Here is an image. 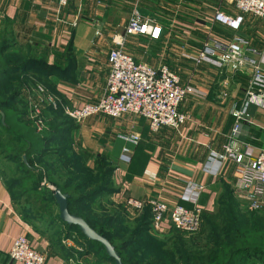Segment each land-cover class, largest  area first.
Masks as SVG:
<instances>
[{"label":"crops","instance_id":"obj_1","mask_svg":"<svg viewBox=\"0 0 264 264\" xmlns=\"http://www.w3.org/2000/svg\"><path fill=\"white\" fill-rule=\"evenodd\" d=\"M164 1L167 7L175 1L184 3ZM183 1L186 5H182L179 15L159 16L148 12L146 5H153L155 12L158 4H166L162 0H70L64 9H58L56 0H0V27L10 25L15 37L21 38L27 31V38L33 43H40L45 37L50 66L56 64L54 55L62 57V65L57 64V72L48 78L62 107L71 110L94 104L102 96L107 55L113 48L114 36L125 37L123 52L136 63L151 68L166 66L178 76L182 86L196 91L198 96H187L178 108L187 121L177 130L161 128L152 134L144 119L131 115L118 119L98 115L69 125L66 145L71 152L81 153L89 160L94 157L87 160L92 166L102 164L100 159L108 162L112 190L109 200L114 204L128 198H157L168 207L190 208L181 200L187 182L204 188L198 200L202 213L216 211L226 194L229 200L240 204L233 194L232 159L220 163L211 155L223 154L227 146L233 155H241L245 149L252 156L264 151V108L256 105L248 106L247 121L242 123L236 138L229 139L230 111L241 105L249 70L232 71L212 62L192 60L205 43L226 45L237 35L256 51V55L246 53V57L256 60L264 71V22L244 15L238 31L233 32L213 20L216 12L236 17L233 0ZM218 2L222 6L218 7ZM133 14L154 29L151 35L127 34ZM132 135L138 138L135 145L121 139ZM5 175L0 165V264H18L9 259L8 250L21 235L45 256L44 264L74 262L76 254L59 243L63 227L40 221L38 216H25L16 208L23 196L14 198V187Z\"/></svg>","mask_w":264,"mask_h":264},{"label":"built area","instance_id":"obj_2","mask_svg":"<svg viewBox=\"0 0 264 264\" xmlns=\"http://www.w3.org/2000/svg\"><path fill=\"white\" fill-rule=\"evenodd\" d=\"M58 9L67 7L70 0H56ZM236 17H229L221 12L214 14L215 23L237 32L244 15L252 16L264 22V0H233ZM76 21H73L75 23ZM153 28L133 14L126 32L129 35L149 36ZM97 35V33H96ZM125 37L114 36L113 48L107 55L108 72L102 96L94 104H85L71 110L62 107L55 97H49L39 89L38 94L46 97L48 106L52 110L61 109L71 121L79 124L94 116H104L118 119L126 115L144 119L150 133L155 134L161 128L179 129L187 121L178 108L187 96H198L196 91L180 84L178 76L166 66L151 68L146 64L136 63L123 52ZM246 53L256 55L247 40L235 35L226 45L214 42L205 43L194 63L212 62L218 68H228L232 71L249 70V82L244 98L238 109L233 106L230 111L232 127L229 139H235L243 122L248 119L247 108L256 105L264 108V71L256 60L248 59ZM44 99V98H43ZM40 110L31 109V122L37 130L42 129ZM123 141L135 145L136 136L121 138ZM212 158L220 163L231 158L234 165L233 192L239 202L250 210L262 208L264 201V151L252 156L249 149L241 155H233L229 147L224 148L223 154H212ZM53 192L52 187H48ZM204 188L201 185L187 182L184 185L181 200L190 206L182 205L168 207L157 198L146 201L128 198L124 201L126 210L130 213H141L148 208L151 224L162 227L165 221L178 232L194 234L201 226V210L198 200ZM64 244L65 241H62ZM66 245L71 246L70 243ZM8 257L18 264H44L45 256L37 252L30 241L24 236L15 238L8 250ZM69 264H72L68 261ZM68 262L66 264H68Z\"/></svg>","mask_w":264,"mask_h":264},{"label":"trees","instance_id":"obj_3","mask_svg":"<svg viewBox=\"0 0 264 264\" xmlns=\"http://www.w3.org/2000/svg\"><path fill=\"white\" fill-rule=\"evenodd\" d=\"M28 33L27 31L23 32L22 38L21 35L15 37L20 42L19 45L35 44L27 38ZM6 51L4 44L1 43L0 76L7 74L2 78L5 79L4 81L11 86L14 92L6 99L5 93H9L8 89L1 90L4 92L3 95L0 92V112L4 117V124L1 125L0 123L2 132L0 152H3L2 147L9 143H16L19 150H22L21 157L25 158L23 168L26 173L24 178L20 179L21 183L36 186L47 177L49 185L69 197V214L81 218L94 232L105 238L114 247L123 264H242L243 259L246 257L264 258V227L249 224L248 227L242 228L241 224L232 218L233 214L230 211H222L224 201L221 205H218L217 209H220L216 213L217 215L201 212V223L203 221L202 227L204 230L202 229V231L195 234L176 232L179 235L173 237L172 255L169 254L166 257L163 255L162 261L158 259L145 260L136 254L135 249H129L132 245L138 246L135 240L140 234V230H137L140 221L137 222L136 228H132V230L123 226L125 221L128 220V212L124 203H119L116 205L117 207L110 205L108 210L98 208L94 212L97 214L95 216L91 215L90 212L84 214L80 204L88 202L96 196H109L112 193L108 182V162L99 157L98 160H102V164H94L95 166H101L103 170L96 173V179H98L96 185L87 184L82 177L76 178L77 183L75 180L70 183L61 182L63 176H66L65 180H72L69 178L76 177L70 167L75 165L78 160L68 155L70 149L66 145V132L69 130V125L74 124H72L73 121L69 120L61 109L52 110L47 106L44 114L45 119L40 118L43 125L42 129L37 130L35 124L20 114L17 105L14 104L15 99L22 95L21 91L25 88H33L36 91L40 89L45 94H47L46 91L54 93L55 90L48 82V78L57 72L56 69L59 66L57 64L50 66L42 60H14L15 57H5ZM29 67L31 69H27ZM3 136L10 139L4 142ZM20 161L23 162L22 158H20ZM54 176H57V179H54ZM48 194L50 195V204L56 206L52 198L53 192ZM226 200L228 204L232 203L227 194ZM228 212H230V215H228ZM141 213H144L148 222L151 223L149 209L145 208ZM202 215H207L206 219L202 218ZM56 220L58 223L55 225H60L59 227L62 226L63 230L67 231L66 238H70L72 234H75L85 242L99 246L102 254L98 257L97 264H113L100 245L87 241L76 228H69L64 225L60 222L58 215H56Z\"/></svg>","mask_w":264,"mask_h":264},{"label":"rangeland","instance_id":"obj_4","mask_svg":"<svg viewBox=\"0 0 264 264\" xmlns=\"http://www.w3.org/2000/svg\"><path fill=\"white\" fill-rule=\"evenodd\" d=\"M165 2L164 0H162ZM184 3H178V2H172L169 7H167L166 4H158L159 8L153 11L151 8L153 5L147 3V10L148 12L155 13L156 15L163 16V15H179L180 12L183 10L182 5L186 2L181 0ZM156 6V5H155ZM218 7L222 6V4L218 2ZM180 7V8H179ZM172 12H171V11ZM186 11V10H185ZM205 11V10H203ZM13 29H11V26L8 25L7 27L1 26L0 27V44H4L5 48L7 49L5 57L11 58L15 57L14 60L20 59V60H42V61H48L49 58V49H48V42L45 41V37H43L42 41L40 43L34 42L35 44H23L19 45V41L15 39V35L13 34ZM54 62L56 64L62 65V57H59L57 55H54ZM31 69V67L27 68ZM7 74L0 76V92L3 95L4 92L1 90L8 89L9 93H5V99L6 97H10L11 93H13V89L7 82H5L4 76ZM47 96L53 98H57L60 102L61 100L56 97V94L51 91H46ZM21 96L17 99H15L14 104H16L18 111L20 114L24 115V117H27L28 120L31 119V109L34 107L36 109H39L40 111V118L44 120V114L46 113L45 109L48 106V102L46 101V97L36 95L38 94V91L36 89H23L21 91ZM62 102V101H61ZM42 110V112H41ZM43 114V115H42ZM26 118V119H27ZM31 121V120H30ZM0 136H2V132L0 129ZM4 142H7L10 138L7 136H3ZM6 140V141H5ZM3 152H0V165H2L5 177L8 182V184L13 185L14 187V198L17 199L19 195L23 196V199L21 201H18L15 206L16 208L20 209L21 211L25 212V216L32 217L38 215V220L42 221L45 220L48 223L51 224L53 222L54 224H57L56 215L57 208L56 206L50 204V195L49 192H52L49 190L48 187H54L52 185L48 184V178L46 177L42 183L39 185H31L20 182V179L24 178L25 170L23 168L24 162L20 161L21 157V151L19 150L16 143H9L2 147ZM69 156H72L75 160H78L75 165L71 166L70 168L73 169V175L76 176L75 178H69L72 180H65L66 176H63V180L61 182H73L74 180L77 183L76 178H83L87 182V184H94L96 185L98 182V179H96V173L98 171L102 172L101 166H92L88 164V161H92L93 157L90 156L89 158H86L83 154L78 153L74 154L69 150L68 152ZM20 155V158H19ZM88 160V161H87ZM85 161V162H84ZM85 163V164H84ZM85 165V167H84ZM98 165V164H96ZM87 170V171H85ZM102 170V171H101ZM71 173V172H70ZM99 173V172H98ZM54 179H57V176H54ZM39 187V191H38ZM234 194V192H233ZM235 195V194H234ZM19 199V198H18ZM110 196L106 195H100L96 196L93 199H90L88 202L80 204V207L83 209V213H89L91 215H97L94 212L98 208L106 209L108 210L110 205L113 207H117L113 202L110 200ZM235 199L236 196H235ZM223 208L222 211H230L231 214H233L231 217L235 220H237L242 228L248 227L249 224H253V226L258 227H264V204L261 209L252 211L250 210L245 204L237 203L236 201H232V203L228 204L227 200H223ZM238 201V199H237ZM264 203V201H263ZM50 205V206H49ZM220 209V208H219ZM219 209L213 212L215 215L218 213ZM128 212V211H127ZM230 212H228V215H230ZM128 220L125 221L124 227H129V230H132V228H136L137 222L140 221V225L138 226L137 230H140V234L138 238H136L135 243L137 245L130 246L129 249H132L136 252V254L140 257H142L145 260L155 259V260H163V255L166 257V255H172V242L174 240V235H179L170 224L169 222L165 221L162 225V227H156L152 225L150 222H148V219L144 213H127ZM207 215H202V218L206 219ZM231 218V219H232ZM203 223V221H202ZM199 228L198 232L202 231L203 227ZM204 230V229H203ZM196 232V233H198ZM72 233V232H71ZM60 246L65 248L70 253L76 254L73 260H69L72 264L76 261L82 260L85 262V264H97L98 257L101 256L102 251L100 250L99 246L91 243H87L84 240L80 239L79 237L75 236V234H72V236L65 237L67 235V231L60 230ZM195 234V233H194ZM181 235V234H180ZM62 237V238H61ZM62 241H65L63 244ZM66 243H70L71 246L66 245ZM68 262V261H67ZM69 264V262H68ZM242 264H264V258H244Z\"/></svg>","mask_w":264,"mask_h":264},{"label":"water","instance_id":"obj_5","mask_svg":"<svg viewBox=\"0 0 264 264\" xmlns=\"http://www.w3.org/2000/svg\"><path fill=\"white\" fill-rule=\"evenodd\" d=\"M0 123L4 124L3 114L0 112ZM25 163V158H22ZM52 198L55 202L58 211V217L60 222H62L67 227L76 228L77 231L84 237L87 241L96 243L101 246L105 255L110 259L113 264H123L115 251L114 247L102 236L94 232L81 218L73 216L68 212V199L69 197L65 194H61L58 189L53 190Z\"/></svg>","mask_w":264,"mask_h":264}]
</instances>
